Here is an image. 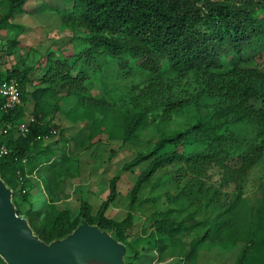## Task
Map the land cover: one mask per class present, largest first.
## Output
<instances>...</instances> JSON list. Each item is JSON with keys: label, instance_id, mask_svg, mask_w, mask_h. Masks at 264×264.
Instances as JSON below:
<instances>
[{"label": "rangeland", "instance_id": "1", "mask_svg": "<svg viewBox=\"0 0 264 264\" xmlns=\"http://www.w3.org/2000/svg\"><path fill=\"white\" fill-rule=\"evenodd\" d=\"M5 4L0 0V16ZM68 5L27 0L10 20L14 25L0 29L1 77L29 70L25 83L9 79L25 96L11 134L19 141L24 133L18 127L28 130L38 119L33 112L38 98L39 117L51 128L40 146L67 159L68 174L55 189L64 188L68 197L56 207L75 218L87 202L95 216L106 200L107 220L122 221L129 214L122 242L131 254L125 263L134 257V264H238L251 253L243 239L251 221L264 216V114L233 102L231 85L219 89L217 78L199 81L194 72L175 73L166 61L153 74L140 68L139 60H128L126 73L100 49L90 60V31L67 20ZM220 61L222 71L231 65L264 69V45L246 61L236 53ZM195 123L205 129L199 140L166 144ZM158 158L167 160L150 171ZM26 182L25 200L14 191L12 197L21 212H39L41 221L48 213L44 182L34 174ZM158 223L185 228L168 236L157 231Z\"/></svg>", "mask_w": 264, "mask_h": 264}, {"label": "trees", "instance_id": "2", "mask_svg": "<svg viewBox=\"0 0 264 264\" xmlns=\"http://www.w3.org/2000/svg\"><path fill=\"white\" fill-rule=\"evenodd\" d=\"M26 1L6 0L5 12L0 16V29L14 25L10 20L22 11ZM62 1L69 4L67 20L77 22L90 31L87 36L90 45L86 55L90 60L94 61L100 49L106 56L115 59L126 73L128 60H139V67L153 74H157L162 62L166 61L169 69L175 73L194 72L199 81L217 78L220 81L216 83L220 86H215L219 89L225 84L231 85L233 102L242 104L252 113L264 114V69L231 65L222 71L220 61L222 56L229 53H236L240 61H246L261 50L264 45V0ZM198 25H202L203 29L198 28ZM63 67L66 74L71 72L70 65ZM28 72V68L23 71L11 70L5 78L0 75V81L21 77L25 83ZM44 76L48 77L46 73ZM19 87L20 102L7 110L0 109V146L4 145L8 150L7 154L0 157V177L23 200L29 187L26 178L33 174L42 177L48 193V213L41 221L39 212L27 209L23 213L19 209L18 200L13 196L17 214L26 215L34 233L46 243L71 232L80 217L90 224L97 223L100 228L113 229V234L122 242L123 230L130 225L131 217L128 214L122 221L107 220L104 217L106 200L95 216L91 215V206L87 202L80 205L75 218L69 217L67 209L56 207V202L68 197L64 188L55 189L61 176L68 174L67 159L49 145L40 146L42 136H48L51 128L43 123V117H39L43 106L38 98L33 110L38 119L29 125L23 137H17L21 141L16 142L11 132L13 124H17L23 115L25 102L20 84ZM80 88H74V92L79 93ZM66 92L72 94V91ZM204 131L203 126L195 123L177 132L174 137L167 138L166 144L174 147L176 140H199ZM165 160L158 158L150 171L161 167ZM187 167L190 168L188 163ZM250 227L243 239H248L251 253L243 256L238 264H264V216L251 221ZM184 228V224H178L175 228L166 223L156 225L159 233L168 236H171L173 229L180 231ZM134 260V257L129 258L125 264H134ZM0 264H6L2 258Z\"/></svg>", "mask_w": 264, "mask_h": 264}, {"label": "water", "instance_id": "3", "mask_svg": "<svg viewBox=\"0 0 264 264\" xmlns=\"http://www.w3.org/2000/svg\"><path fill=\"white\" fill-rule=\"evenodd\" d=\"M13 191L0 177V258L6 264H125L129 247L109 230L80 217L61 238L46 243L18 215Z\"/></svg>", "mask_w": 264, "mask_h": 264}, {"label": "built area", "instance_id": "4", "mask_svg": "<svg viewBox=\"0 0 264 264\" xmlns=\"http://www.w3.org/2000/svg\"><path fill=\"white\" fill-rule=\"evenodd\" d=\"M0 109L7 110L8 108L13 107L15 104L20 102V90L17 83L14 80H3L0 81ZM20 133H26L27 127L21 125L18 127ZM5 132V130H3ZM46 136L43 135L44 139ZM8 150L4 145L0 146V157L7 154ZM24 161V160H23Z\"/></svg>", "mask_w": 264, "mask_h": 264}]
</instances>
